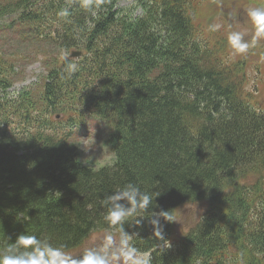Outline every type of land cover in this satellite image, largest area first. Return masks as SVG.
Here are the masks:
<instances>
[{"label":"trees","instance_id":"obj_1","mask_svg":"<svg viewBox=\"0 0 264 264\" xmlns=\"http://www.w3.org/2000/svg\"><path fill=\"white\" fill-rule=\"evenodd\" d=\"M119 1L0 0V18L48 51L39 91L11 93L14 65L0 53V251L20 234L77 253L96 230L119 233L103 219L101 200L133 182L159 193L140 226L124 224L153 264H257L264 109L242 94L244 76L233 64L208 58L193 0ZM65 50L80 51L71 78ZM90 117L107 126L109 164L84 160L69 141ZM198 202L195 224L160 251L152 214L174 219ZM160 223L170 240L174 221Z\"/></svg>","mask_w":264,"mask_h":264},{"label":"rangeland","instance_id":"obj_2","mask_svg":"<svg viewBox=\"0 0 264 264\" xmlns=\"http://www.w3.org/2000/svg\"><path fill=\"white\" fill-rule=\"evenodd\" d=\"M128 0H120L119 6H125ZM264 0H193L192 23L196 30L197 39L208 53V58L218 63L233 64L235 69L244 76L242 94L249 95L254 107L264 109V40L259 41L256 47L250 48L246 54L235 53L229 46L227 36L233 30L247 33L246 40L253 35V26L247 15L250 7H262ZM8 17L0 18V53L14 65L13 86L9 92H18L22 89L36 91L40 89L48 66L46 59L48 51L43 52L40 42H32L27 36L21 35V29L9 27ZM219 23V31L210 32L208 25ZM50 115L54 123L62 127H69L70 123L62 116ZM85 123L80 124L77 132L69 141L79 146L81 157L84 160H93L95 165H106L112 162L113 156L107 145V126L99 119L90 117ZM199 202L194 205H183L174 211V225L170 243L174 242L186 226L195 224L198 218ZM119 236L113 230H96L86 240V247L98 242L104 233ZM72 253V252H69ZM75 254V253H73ZM79 252L75 254L78 258ZM254 256H252L253 258ZM257 264H264V253L256 255ZM244 260L226 264H247ZM249 264H255L251 261Z\"/></svg>","mask_w":264,"mask_h":264},{"label":"clouds","instance_id":"obj_3","mask_svg":"<svg viewBox=\"0 0 264 264\" xmlns=\"http://www.w3.org/2000/svg\"><path fill=\"white\" fill-rule=\"evenodd\" d=\"M61 15L67 16L68 13L65 10ZM247 15L253 26L252 38L246 40L247 33L240 30H233L227 36L229 46L238 54H246L250 48L264 40V6L250 7ZM221 27L219 23H212L208 25V30L216 32ZM60 59L64 62V71L68 78L79 71L78 63L71 60V53L67 50L61 53ZM158 194L142 191L133 182L107 194L101 200V206L105 209L103 219L113 228H118L119 236L108 232L102 234L98 242L79 252V258H76V253L66 252L64 245L53 246L47 241H41L36 235L20 234L15 242L9 243L0 251V264H153L152 251L140 250L132 242L135 233L126 232L124 224L131 221L140 226L142 219L148 216L144 213L149 212L153 198ZM160 217L169 222L176 220L167 211H161L153 213L149 221L158 241V249L163 251L170 248L171 243L164 236Z\"/></svg>","mask_w":264,"mask_h":264},{"label":"water","instance_id":"obj_4","mask_svg":"<svg viewBox=\"0 0 264 264\" xmlns=\"http://www.w3.org/2000/svg\"><path fill=\"white\" fill-rule=\"evenodd\" d=\"M76 55H79V52H76V51H72L71 52V56H76ZM77 258V257H76ZM79 258V257H78Z\"/></svg>","mask_w":264,"mask_h":264}]
</instances>
